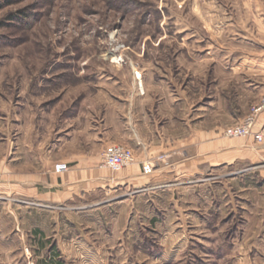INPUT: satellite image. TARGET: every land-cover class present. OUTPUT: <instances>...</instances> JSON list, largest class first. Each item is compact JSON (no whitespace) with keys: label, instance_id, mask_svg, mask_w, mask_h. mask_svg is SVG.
Masks as SVG:
<instances>
[{"label":"rangeland","instance_id":"1","mask_svg":"<svg viewBox=\"0 0 264 264\" xmlns=\"http://www.w3.org/2000/svg\"><path fill=\"white\" fill-rule=\"evenodd\" d=\"M7 1L11 3L4 4ZM0 5V154L18 149L15 154L21 156V165L14 167L21 172V251H12L8 264H50L54 251L59 254L52 249L56 246L53 237H65L71 231L72 212L85 210L50 207L24 197L32 189L27 176L60 173L54 171L56 164L52 169L46 165L60 155L51 151L56 131L66 123L81 124L88 115L85 108L101 119L109 105L103 106L97 99L129 97L133 83H145L150 98H156L169 81L187 102L196 105L210 92L214 75L199 64L210 52L217 53L218 60L230 54L235 67L243 56L259 58L264 53V0H0ZM217 77V88L212 86V92L222 103L228 97L235 115L219 107L216 123L225 129L252 116L253 129H264L257 128L258 114L264 107V74L235 70ZM79 105L78 117L64 119L66 110ZM155 114L161 121L162 112ZM118 145L127 148L114 142L101 153ZM72 150L81 153L89 149L74 143ZM169 161L165 156L154 163L148 161L142 172L152 173L153 169L145 172L147 164L153 168L160 165L165 171ZM172 181L165 180L154 190L184 186V180ZM184 193V209L194 207L192 194ZM208 206L207 199L202 206L205 216ZM74 220L84 224L88 219ZM229 220L232 225L218 218V226L239 232L243 219L237 216ZM185 221L187 227L193 218ZM34 226L43 229L40 247L39 242L33 243L38 240ZM204 226L202 234L171 238L145 231L134 233L133 227H127L116 258L121 264H237L231 257L237 255L231 245L233 234L213 233ZM113 253L106 250L109 259ZM157 254L159 257L153 258ZM59 259L73 264L64 254Z\"/></svg>","mask_w":264,"mask_h":264},{"label":"crops","instance_id":"2","mask_svg":"<svg viewBox=\"0 0 264 264\" xmlns=\"http://www.w3.org/2000/svg\"><path fill=\"white\" fill-rule=\"evenodd\" d=\"M213 54L210 52L199 62L214 76L210 92L206 89L205 99L196 105L187 102L169 81L156 98H150L145 83H133L129 97L97 99L103 106L109 105L101 119L85 108L88 115L81 124L66 123L55 132L51 151L60 155L50 158L46 165L52 169L54 164L65 162L68 170L59 174L50 171L46 177L27 176L32 189L24 197L50 207L85 210L72 212L71 231L65 237H53L56 246L52 249L59 254L54 251L50 264H64L59 259L63 254L73 264H121L115 251H121L122 233L127 227H133L134 233L145 231L171 238L176 234H202L203 224L213 233L233 234L229 238L237 255L231 257L237 264H264V144H255L251 138L224 137L223 125L216 123L217 111L223 107L235 115V110L228 97L222 103L212 92V86L217 88L219 73L240 70L264 74V53L259 58L243 56L236 67L230 54L220 56V60L217 53ZM261 85L264 89V83ZM80 108L66 110L64 119L74 120ZM157 110L163 114L161 121L155 114ZM240 119L237 117V121ZM257 120V128H263L264 107ZM114 142L125 145L134 155V162L119 172L99 166L101 151ZM74 143L89 150L75 153ZM17 150L0 154V264H8L12 251H21V172L14 171L21 165ZM161 156L170 159L167 170L157 165L152 173L142 172L144 163ZM165 180H184L185 187L154 190ZM184 191L192 194L194 207L190 209H184ZM207 199L209 225L202 212ZM237 216L243 219L239 232L218 226V218L232 225L229 218ZM74 217L88 220L80 224ZM187 218H193V222L185 227ZM42 232L40 226L33 227L38 237L33 243L39 242V247ZM107 249L114 252L111 259ZM157 257L158 254L153 258Z\"/></svg>","mask_w":264,"mask_h":264},{"label":"built area","instance_id":"3","mask_svg":"<svg viewBox=\"0 0 264 264\" xmlns=\"http://www.w3.org/2000/svg\"><path fill=\"white\" fill-rule=\"evenodd\" d=\"M254 119L249 116L243 120L242 123L227 127L223 131L224 137L227 138H252L255 142H264V129H253ZM134 162V155L132 151L123 146H112L105 149L100 154L99 166L107 168L111 171H120L124 167L131 165ZM145 172H149L153 169L152 164H147ZM67 170L65 163H58L54 166L55 172H62Z\"/></svg>","mask_w":264,"mask_h":264},{"label":"trees","instance_id":"4","mask_svg":"<svg viewBox=\"0 0 264 264\" xmlns=\"http://www.w3.org/2000/svg\"><path fill=\"white\" fill-rule=\"evenodd\" d=\"M11 2L10 1H7L6 3H4V4H10ZM2 5H0V7H1ZM58 264H61V263H59L58 262Z\"/></svg>","mask_w":264,"mask_h":264},{"label":"bare ground","instance_id":"5","mask_svg":"<svg viewBox=\"0 0 264 264\" xmlns=\"http://www.w3.org/2000/svg\"><path fill=\"white\" fill-rule=\"evenodd\" d=\"M114 60H116V58H114Z\"/></svg>","mask_w":264,"mask_h":264}]
</instances>
